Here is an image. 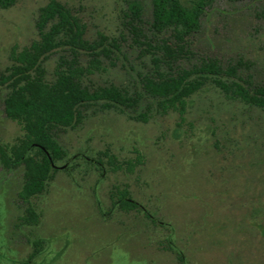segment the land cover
<instances>
[{
  "label": "rangeland",
  "instance_id": "obj_1",
  "mask_svg": "<svg viewBox=\"0 0 264 264\" xmlns=\"http://www.w3.org/2000/svg\"><path fill=\"white\" fill-rule=\"evenodd\" d=\"M47 1L16 0L0 8V72L12 49L37 38L34 21ZM60 1L82 19L91 39L99 32L118 35L122 10L132 0ZM142 2L147 18L150 0ZM192 48L223 60H250L256 79L264 80V0H214ZM125 50L127 59L90 78L131 86L148 66L135 50ZM55 60L47 61L49 71ZM5 92L0 84V144L23 133L4 114ZM58 141L67 156L45 190L31 198L36 224L17 225L23 168L0 163V264L25 260L33 240L43 245L29 264H180L171 249L182 264H264V110L205 86L182 117L152 110L143 122L97 112L60 132ZM105 148L120 161L139 152L142 161L131 172L112 171L95 161ZM124 185L138 209L112 203L111 189Z\"/></svg>",
  "mask_w": 264,
  "mask_h": 264
},
{
  "label": "trees",
  "instance_id": "obj_2",
  "mask_svg": "<svg viewBox=\"0 0 264 264\" xmlns=\"http://www.w3.org/2000/svg\"><path fill=\"white\" fill-rule=\"evenodd\" d=\"M15 3L0 0V8L8 9ZM213 3L150 0L146 18L142 0L127 1L118 35L99 32L91 39L86 37L82 19L60 0H48L38 8L34 21L37 38L12 49L10 64L0 72V84L6 89L4 114L23 131L12 143L0 144L1 165L8 170L23 168L22 186L17 192L23 212L17 225L38 222L31 198L45 190L58 171L57 164L67 156L58 141L59 133L80 125L90 114L113 111L145 122L152 110L158 114L173 110L182 117L188 100L205 86L218 89L228 99L264 110V80H257L252 73V61L199 55L192 48ZM124 46L137 52L136 57L148 71H138L131 86L93 81L90 76L94 73L118 66L121 57L127 59ZM54 55L55 64L49 71L46 63ZM143 105L146 109L140 111ZM95 161L112 171L131 172L142 157L137 152L134 160L120 161L105 148L98 151ZM110 199L121 210L138 209L125 185L112 188ZM42 245V241L33 240L32 251L19 264H29ZM171 250L182 264L181 254Z\"/></svg>",
  "mask_w": 264,
  "mask_h": 264
}]
</instances>
